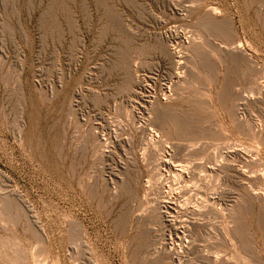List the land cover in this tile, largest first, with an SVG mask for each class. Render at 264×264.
Here are the masks:
<instances>
[{"label": "rangeland", "instance_id": "rangeland-1", "mask_svg": "<svg viewBox=\"0 0 264 264\" xmlns=\"http://www.w3.org/2000/svg\"><path fill=\"white\" fill-rule=\"evenodd\" d=\"M0 264H264V0H0Z\"/></svg>", "mask_w": 264, "mask_h": 264}, {"label": "bare ground", "instance_id": "bare-ground-1", "mask_svg": "<svg viewBox=\"0 0 264 264\" xmlns=\"http://www.w3.org/2000/svg\"><path fill=\"white\" fill-rule=\"evenodd\" d=\"M239 46V45H238ZM241 227V226H240ZM237 229V228H236ZM242 229V228H241ZM227 230V229H226ZM237 231V230H236ZM240 234V233H239ZM243 237V236H242ZM241 238V237H240ZM243 241V240H242ZM243 245V244H242Z\"/></svg>", "mask_w": 264, "mask_h": 264}]
</instances>
